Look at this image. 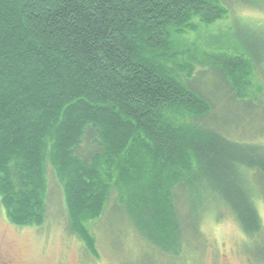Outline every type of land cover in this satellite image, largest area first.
<instances>
[{
	"label": "trees",
	"instance_id": "trees-1",
	"mask_svg": "<svg viewBox=\"0 0 264 264\" xmlns=\"http://www.w3.org/2000/svg\"><path fill=\"white\" fill-rule=\"evenodd\" d=\"M228 13L217 0H0V205L7 220L44 225L50 170L69 231L95 259L89 224L114 198L138 245L161 260L189 257L212 206L228 210L247 238H263L249 175H264V159L202 123L213 108L188 82L197 66L207 67L231 100L258 102L264 89L253 78L263 64L229 51L179 61L176 51V37ZM86 144L92 150L83 155Z\"/></svg>",
	"mask_w": 264,
	"mask_h": 264
},
{
	"label": "rangeland",
	"instance_id": "rangeland-1",
	"mask_svg": "<svg viewBox=\"0 0 264 264\" xmlns=\"http://www.w3.org/2000/svg\"><path fill=\"white\" fill-rule=\"evenodd\" d=\"M217 1L228 10V15L211 26L203 25L197 33L176 37L179 61L187 53L195 52L201 61L221 51L244 53L263 64L253 81L254 86L264 89V4ZM217 76L207 67L197 66L194 77L188 81L213 108L202 123L221 127L231 145L264 159V90L258 102H234L226 83ZM212 116H216L215 120ZM84 148L83 155L92 150L90 144ZM48 178L47 217L43 226L17 227L7 220L0 205V264H264V237L247 238L232 214L216 206L203 214L199 239L191 242L189 257L184 261L161 260L138 245L114 197L103 217L89 224L97 241L99 258L95 259L69 231L64 197L50 170ZM249 182L251 196L259 198L256 207L264 228V175L251 172ZM177 196L186 218L187 196L183 189L177 191Z\"/></svg>",
	"mask_w": 264,
	"mask_h": 264
}]
</instances>
